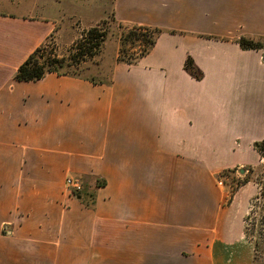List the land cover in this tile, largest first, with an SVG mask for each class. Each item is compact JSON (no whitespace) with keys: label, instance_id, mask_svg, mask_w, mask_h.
Returning <instances> with one entry per match:
<instances>
[{"label":"crops","instance_id":"0c3cea01","mask_svg":"<svg viewBox=\"0 0 264 264\" xmlns=\"http://www.w3.org/2000/svg\"><path fill=\"white\" fill-rule=\"evenodd\" d=\"M82 1L0 0V264H230L219 175L251 165L264 139V47L237 39L264 38L263 17L219 34L198 29L214 0H112L117 21L191 34H161L108 83L16 80L63 4ZM71 174L80 193L64 190Z\"/></svg>","mask_w":264,"mask_h":264},{"label":"rangeland","instance_id":"374dc122","mask_svg":"<svg viewBox=\"0 0 264 264\" xmlns=\"http://www.w3.org/2000/svg\"><path fill=\"white\" fill-rule=\"evenodd\" d=\"M214 2L215 7L212 11L202 10L200 12L201 21L198 29L202 32L214 31L220 32L219 34H224L230 32L231 29L234 30V28L240 29L239 26L242 25L245 20H249L251 18L249 15L254 12H257L258 16L261 14L264 20V0H214ZM239 3L243 5L242 9L238 12V19L241 20H236L231 18V15L236 8L235 5ZM201 5H206V8V1L201 0ZM63 6L65 9L63 10L65 12V21L60 24L61 28H58L56 32L53 33L52 38V47L58 56H68L72 44L84 31L92 27H97L99 33L106 32L107 34L99 54L94 56L91 60L84 62L81 67L76 70V72H79L81 75L92 77L97 81L105 80L108 78L119 54L121 57L123 56V53H120L122 46L127 50L124 52L126 55L136 56L141 52L142 45L139 40H132L126 46L122 44V37L124 34L129 30H134V26L141 25L117 21L112 15V0H83L80 5V10H75V7L72 5L68 7L66 3H64ZM39 13H41V11ZM56 13L57 11H55V14ZM208 14H211L210 18ZM138 31L140 30L138 29ZM168 33L191 34L180 30L175 33ZM247 147L248 149L246 151L251 159L249 162L252 164L234 168L233 172L228 171L225 174L221 173L219 175V180L225 187V205H227L230 210V228L228 236L233 243V249L230 254V264H264V250H260L257 254L258 257L254 259L255 250L253 241L255 237L252 239L248 237L249 235H251V237L253 236L251 234L253 230L252 223L258 218L259 214H262L260 208L264 206V197H261L257 201H253V197L260 191L259 185L262 183L264 186V180L262 179V181H259L260 178L264 176V158L252 145H248ZM70 176L81 180L85 187L83 178L75 176L74 174L67 175L65 177V182L66 178ZM245 179H249L250 181L245 183ZM64 190L66 193H69L66 189V185H64ZM251 210H256V212L249 223V221H246L245 217L251 213ZM247 223L248 228L245 229ZM7 230L11 231L12 226L9 225L8 229L4 230L2 233L4 236ZM6 236V242L11 243L18 241V236L14 234ZM260 242V246H262L260 249H264V242L261 240Z\"/></svg>","mask_w":264,"mask_h":264},{"label":"trees","instance_id":"16d2710c","mask_svg":"<svg viewBox=\"0 0 264 264\" xmlns=\"http://www.w3.org/2000/svg\"><path fill=\"white\" fill-rule=\"evenodd\" d=\"M134 30H129L122 37V44L125 46L130 43L132 40H139L142 45L141 52L136 56H131L129 54H125L127 50L124 47H121L120 53H123L121 57L120 54L116 60V62H124L127 64H134L139 61L144 55H146L156 44L159 36L165 32L175 33L176 30H169L158 26H134ZM138 29L141 31H138ZM106 32L99 33L97 27H92L87 31H84L77 40L72 44L69 55H61L58 56L52 47V38L53 33L47 37V39L42 42L37 48L33 50L29 54V56L19 65L17 72L15 74V79L18 81H36L43 78L48 73H56L60 76H72L79 77L91 80L93 82H97L92 77L83 76L76 70L81 67V65L91 60L94 56L98 55L100 50L103 47V43L106 38ZM50 40V41H49ZM237 42L243 49H261L264 47L263 38H255L250 36H240L237 39ZM125 54V55H124ZM185 70L188 71L193 77L196 79H201L202 71L195 65L193 59L188 56L185 60ZM111 72L108 75V78L105 80H98L99 82H110ZM255 149L260 153V155L264 158V139L260 141H256L254 143ZM264 166V165H263ZM264 168V167H263ZM232 170H226L222 173H226ZM264 180V176L260 178L259 181ZM250 181L249 179H245V183ZM264 182V181H263ZM102 183V182H101ZM262 184V183H261ZM260 184V185H261ZM260 191L253 197V201H257L261 197L264 196V186L263 184L260 186ZM263 201V200H262ZM264 205V201H263ZM256 210H251L245 219L250 223L252 217H254ZM260 212L258 218L255 219L253 224V230L251 231V235L249 238H254V259L258 257V252L260 250L261 242H264V206L260 208ZM248 228V223L245 225V229ZM246 232V231H245ZM247 233V232H246ZM250 234V233H249Z\"/></svg>","mask_w":264,"mask_h":264},{"label":"built area","instance_id":"2783aa9c","mask_svg":"<svg viewBox=\"0 0 264 264\" xmlns=\"http://www.w3.org/2000/svg\"><path fill=\"white\" fill-rule=\"evenodd\" d=\"M219 184H222L220 180H219ZM65 185H66L67 191L71 194L80 193L84 188L82 181L73 176L66 178Z\"/></svg>","mask_w":264,"mask_h":264},{"label":"water","instance_id":"95a60500","mask_svg":"<svg viewBox=\"0 0 264 264\" xmlns=\"http://www.w3.org/2000/svg\"><path fill=\"white\" fill-rule=\"evenodd\" d=\"M241 171H243V170H241Z\"/></svg>","mask_w":264,"mask_h":264}]
</instances>
